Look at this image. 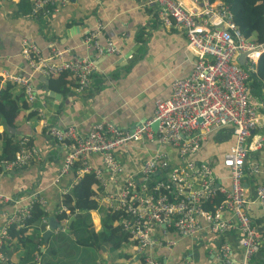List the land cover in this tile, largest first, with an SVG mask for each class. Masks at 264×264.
Returning a JSON list of instances; mask_svg holds the SVG:
<instances>
[{
    "label": "built area",
    "instance_id": "built-area-1",
    "mask_svg": "<svg viewBox=\"0 0 264 264\" xmlns=\"http://www.w3.org/2000/svg\"><path fill=\"white\" fill-rule=\"evenodd\" d=\"M6 1L11 0H0V3ZM30 1V14L37 16V11L43 10L42 17L70 3V0ZM190 1L191 7L181 0H149L163 26L183 32L187 49L194 56L190 73L172 80L169 95L155 99L149 118L132 128H120L100 120L93 123L85 135H81L74 124L56 127L44 123V132L64 148V173L73 171L78 160L82 162L78 176L92 171L88 155L100 154L102 169L107 174L103 177L94 171L99 187L104 189L108 180L114 183V191L104 194L100 201L119 212V224L129 234L134 253L143 264H161L148 250L154 245L172 247L176 240L171 233L178 237L197 236L201 219L211 233L238 234L237 245L243 250V261L235 262L231 246L222 241L217 253L220 264H250L252 256L264 247V181L252 179L259 169L252 155L264 146V95L251 93L248 83L257 72V60L264 51V43L245 39L234 24L229 7L222 1ZM97 36L98 31L94 29L83 40L93 49L92 57L71 58L65 57L67 49L55 45L50 46V53L44 56L37 44L24 38L20 43L21 54L31 74L0 69V82L21 87L32 105L37 99L33 73L50 81L67 71L75 77L71 93H83L90 87L95 59L117 53L111 41L100 46ZM241 53H245L242 65L238 61ZM39 113L44 121L40 110ZM154 121H157L156 129L152 127ZM222 127H230L233 136L221 158V164L228 170L229 187L220 184V176L209 161L192 158L207 136ZM131 141L142 145L151 141L167 144L175 150L177 163H172L164 150L156 149L136 169L124 171L115 152ZM18 143L14 158L4 163L7 168L20 169L38 156L28 136L19 138ZM119 174L122 181L115 180ZM216 193L224 195L223 201L213 212L204 210L202 202ZM10 199L0 192V203H8ZM35 202L44 205L42 198L32 195L28 206L16 207L9 223L24 225ZM251 203L260 206L262 225L251 216ZM61 210L69 212L66 206ZM42 221L46 224L45 217ZM7 227L0 228V261L6 260L1 246L9 239Z\"/></svg>",
    "mask_w": 264,
    "mask_h": 264
},
{
    "label": "crops",
    "instance_id": "crops-1",
    "mask_svg": "<svg viewBox=\"0 0 264 264\" xmlns=\"http://www.w3.org/2000/svg\"><path fill=\"white\" fill-rule=\"evenodd\" d=\"M181 1L188 7L192 6L190 0ZM20 3L21 0L0 3V69L6 68L22 75L31 74L21 54L20 43L24 38L37 44L44 56L50 53V46L55 45L67 49L66 58L92 57L93 49L83 40L88 32L95 29L98 31L97 43L100 46L111 41L117 49V53L113 55L98 57L104 59L95 64L92 72L96 76L91 75L90 83L94 86L95 82V86H90L80 94L69 93L62 96L55 92L59 97L49 96V89H45L49 82L46 84L42 75H32L37 99L26 113L35 112L30 117H21L15 126L26 122L34 130L28 137L37 149L38 156L20 169L5 166V170L0 173V192L11 198L8 203H0V228L10 225L9 219L17 206H28L32 195H36L44 200L43 207L47 212L45 231L49 225L48 219H56L61 195L71 190L77 178L73 171L62 172L64 148L55 139L45 135L44 123L56 127L74 124L81 135H85L89 127L100 120H107L120 128L139 125L153 114L155 99L169 95L172 80L190 73L194 56L187 49L183 32L163 26L149 0H76L43 17L30 14L32 5L25 14H20ZM2 130L3 125H0V131ZM219 136L222 139L215 140ZM12 137L18 140L22 136H9L8 133L5 141L8 142ZM232 140L230 127H222L209 134L192 157L209 161L220 176L223 187H229V179L228 170L221 164V158ZM156 149L164 150L170 161L177 163L172 147L153 141L144 145L137 141L128 142L115 155L124 171H132ZM252 157L259 164L258 172L252 179L264 181V146ZM88 164L93 172L106 176L100 154H89ZM115 180L122 181V174L115 176ZM113 191L114 183L108 180L104 189L103 186H98L96 199L100 201V197ZM249 211L257 223L262 225L260 206L251 203ZM90 217L94 229L99 230L98 213L91 210ZM56 221L60 227L48 236V240L57 230L66 228L65 221ZM200 227L201 230L195 237H178L171 233L170 236L176 240L172 247L154 245L148 252L161 264H220L217 253L223 241L231 246L235 262L243 261V250L237 245V232L223 235L211 233L203 219L200 220ZM15 251L9 254V260L5 257L7 264L17 263ZM123 251L132 255V258L118 260L115 252L98 251L96 263L142 264L134 253L133 242L125 245ZM250 264H264V247L252 256Z\"/></svg>",
    "mask_w": 264,
    "mask_h": 264
},
{
    "label": "trees",
    "instance_id": "trees-1",
    "mask_svg": "<svg viewBox=\"0 0 264 264\" xmlns=\"http://www.w3.org/2000/svg\"><path fill=\"white\" fill-rule=\"evenodd\" d=\"M220 1L229 7L233 22L245 39L264 43V0ZM31 3L30 0H21L19 13L25 14L30 10ZM37 14L42 16L43 10H38ZM91 75L96 76L93 73ZM98 79H95L96 82ZM74 84L75 77L64 71L51 79L45 89L66 96L71 93ZM93 84L95 86V82ZM90 86L94 87L91 83ZM248 87L251 93L264 95V51L259 55L257 72L252 75ZM29 108L30 105L21 87L10 82H0V125H3V130L0 131V173L3 170L2 163L12 160L19 149L18 140L13 137L8 142L5 141L9 133L8 128L14 127L21 117L32 116L35 111L26 113ZM81 166L80 160L74 163L73 172L77 181L70 191L61 195L57 206L60 210L57 209L59 211L56 219L58 221L66 219V228L57 230L51 235L50 240L45 241L42 237L45 226L42 219L47 217V212L39 202L32 204L30 217L24 225L20 226L18 223L8 225L9 239L4 240L1 252L9 260V254L16 250L17 263L10 264H97L96 261L94 263L90 261L89 255L92 254L97 260L98 251L115 252L118 260L132 258V255L123 251L124 246L133 241L119 224V212L96 199L95 194L99 186L96 174L89 171L78 176L77 170ZM223 199L224 195L216 193L209 200H204L201 207L213 212ZM62 206H66L69 212L62 211ZM91 210H95L99 216L100 229L97 231L92 224ZM0 264L7 263L0 261Z\"/></svg>",
    "mask_w": 264,
    "mask_h": 264
},
{
    "label": "water",
    "instance_id": "water-1",
    "mask_svg": "<svg viewBox=\"0 0 264 264\" xmlns=\"http://www.w3.org/2000/svg\"><path fill=\"white\" fill-rule=\"evenodd\" d=\"M71 2H75L76 0H70ZM264 49V46H263ZM104 59V57L98 58L97 60H95V64L97 65L100 61H102ZM245 60V53H241L238 57V61L239 63L242 65L244 63ZM42 79H44V81H46V84L48 83V79L46 80V78L44 76H42ZM49 96H55V97H59V94L55 93L52 90H49L48 92ZM152 127L154 129H156L157 127V121H154L152 123ZM9 136L12 134H16V135H20V136H30L32 134V132L34 130H32V128H30V126L25 122L22 123L21 125H19L18 127L14 126V127H9ZM2 169L5 170V164L2 163ZM48 228L42 233V237L43 239L46 241L48 239V236L56 229L60 227V224H58V222L56 221V219L54 217H50L48 219Z\"/></svg>",
    "mask_w": 264,
    "mask_h": 264
},
{
    "label": "rangeland",
    "instance_id": "rangeland-1",
    "mask_svg": "<svg viewBox=\"0 0 264 264\" xmlns=\"http://www.w3.org/2000/svg\"><path fill=\"white\" fill-rule=\"evenodd\" d=\"M221 139H222L221 136L215 138V140H217V141H219V140H221ZM89 256H90V261H91L92 263H94V262L96 261L95 258L92 256V254L89 255Z\"/></svg>",
    "mask_w": 264,
    "mask_h": 264
},
{
    "label": "clouds",
    "instance_id": "clouds-1",
    "mask_svg": "<svg viewBox=\"0 0 264 264\" xmlns=\"http://www.w3.org/2000/svg\"><path fill=\"white\" fill-rule=\"evenodd\" d=\"M71 2V1H70ZM49 82V81H48Z\"/></svg>",
    "mask_w": 264,
    "mask_h": 264
}]
</instances>
